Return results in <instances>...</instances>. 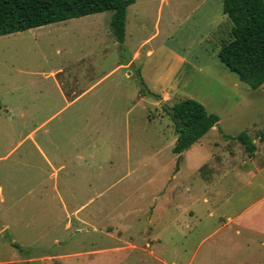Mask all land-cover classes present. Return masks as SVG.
<instances>
[{
	"label": "rangeland",
	"instance_id": "374dc122",
	"mask_svg": "<svg viewBox=\"0 0 264 264\" xmlns=\"http://www.w3.org/2000/svg\"><path fill=\"white\" fill-rule=\"evenodd\" d=\"M178 2L131 7L123 44L113 11L0 36V264H264V169L235 137L264 149V84L219 59L223 0L171 33ZM186 98L220 121L183 158L161 101Z\"/></svg>",
	"mask_w": 264,
	"mask_h": 264
},
{
	"label": "trees",
	"instance_id": "16d2710c",
	"mask_svg": "<svg viewBox=\"0 0 264 264\" xmlns=\"http://www.w3.org/2000/svg\"><path fill=\"white\" fill-rule=\"evenodd\" d=\"M137 0H0V36L23 32L74 18L113 11L110 27L116 40L126 38L128 7ZM231 22L228 38L222 41L219 59L253 89L264 84V0H223ZM159 100V95H154ZM2 107L0 103V108ZM164 108V107H163ZM175 114L166 112L175 124L177 139L173 152L182 154L198 142L220 118L192 98L176 103ZM236 139L253 156L257 150L246 132ZM22 264H36L25 262Z\"/></svg>",
	"mask_w": 264,
	"mask_h": 264
},
{
	"label": "crops",
	"instance_id": "0c3cea01",
	"mask_svg": "<svg viewBox=\"0 0 264 264\" xmlns=\"http://www.w3.org/2000/svg\"><path fill=\"white\" fill-rule=\"evenodd\" d=\"M140 1L143 4H146L150 0H137L133 5L128 7L127 19H126V38H127V33H128L127 32V21H128V16H129V9H131V7H135L133 9V12H132V19L134 20L135 23H138L137 18L139 16V14H141V13L139 12V8H138L137 4ZM168 1L169 0H160V5H159V8H158V15L159 16H160V13L162 12L161 10L167 4ZM178 1L179 2L176 5H174L173 10L171 11V14H170L171 25L174 28V29H171V31H170L171 33L176 28L178 29L186 20L191 19L193 17L194 13H195V10H193V8H192L191 11L188 10L186 13L185 12L182 13V9L187 4H186V2H184V0H182V1L178 0ZM212 21L213 22H210L211 25H212V30H211L210 35L212 36L213 40H217L218 42L221 40L220 43H219L220 46L219 45H215L216 49H218V56H219V50L221 48L222 41H224V40H226L228 38L229 30H230V27H231V26H229L227 15L224 13V3L219 5V7L217 8L216 11L214 10V12L212 14ZM126 38H125V41H126ZM124 43H126V42H124ZM62 72L61 71H53L52 75L57 77ZM218 126H219V123L215 127H213L212 130H216ZM235 137H237V136H235ZM229 138H232V137H229ZM200 140L198 142H196L195 144H193L189 149L184 151L182 153V157L185 158L188 153H191L192 151H194L195 148H196V145L200 142ZM253 142H255V140H253ZM256 147H257V150H256L255 154L253 156H249L247 159H245L242 166L245 169H249L250 167H257L258 170L261 172L264 169V149L262 150L260 148V146H256ZM201 164L202 165L198 168V170L201 167H203L204 165H206V163H204V161ZM221 165H222V163H221ZM251 173H252L253 176L255 175V172L252 171ZM263 199H264V197L261 200L257 201L255 204L261 202ZM236 219H237V217H235L233 219H230V221L233 222V221H236ZM237 232L240 233V230L238 229ZM262 245H264V241H263Z\"/></svg>",
	"mask_w": 264,
	"mask_h": 264
},
{
	"label": "water",
	"instance_id": "95a60500",
	"mask_svg": "<svg viewBox=\"0 0 264 264\" xmlns=\"http://www.w3.org/2000/svg\"><path fill=\"white\" fill-rule=\"evenodd\" d=\"M161 105L166 108L169 112H171L172 114H175V110L169 106H167V104L165 103V101H161Z\"/></svg>",
	"mask_w": 264,
	"mask_h": 264
}]
</instances>
